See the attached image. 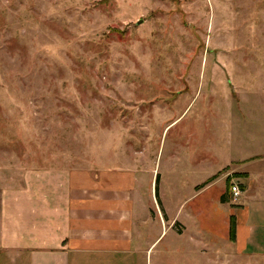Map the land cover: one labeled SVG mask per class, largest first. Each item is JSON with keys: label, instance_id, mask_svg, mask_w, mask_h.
I'll use <instances>...</instances> for the list:
<instances>
[{"label": "rangeland", "instance_id": "374dc122", "mask_svg": "<svg viewBox=\"0 0 264 264\" xmlns=\"http://www.w3.org/2000/svg\"><path fill=\"white\" fill-rule=\"evenodd\" d=\"M142 160L187 228L159 263L264 264L227 238L264 223V0H0V222L27 171Z\"/></svg>", "mask_w": 264, "mask_h": 264}, {"label": "crops", "instance_id": "0c3cea01", "mask_svg": "<svg viewBox=\"0 0 264 264\" xmlns=\"http://www.w3.org/2000/svg\"><path fill=\"white\" fill-rule=\"evenodd\" d=\"M127 164L25 172L21 186L9 189L3 203L0 264H161L158 257L169 251H158L164 238L181 237L187 228L176 216H168L161 198L153 194L156 165L151 168L145 160ZM225 169L210 181L226 178L227 192L233 185L228 186V177L237 172ZM241 177L247 179L248 173ZM240 188L237 198L246 190L244 184ZM229 194L233 196L230 188ZM231 207L241 209L229 216L236 222L232 256H264V223L253 221L242 203ZM196 239L190 237L192 252L205 255L208 246ZM214 255L223 260L222 250Z\"/></svg>", "mask_w": 264, "mask_h": 264}, {"label": "trees", "instance_id": "16d2710c", "mask_svg": "<svg viewBox=\"0 0 264 264\" xmlns=\"http://www.w3.org/2000/svg\"><path fill=\"white\" fill-rule=\"evenodd\" d=\"M213 178H215V177H213ZM225 195H223L221 197V202L222 203L226 202V196ZM235 234H236V222H235L234 217L231 216L230 220H229V238H230V240H234L235 239Z\"/></svg>", "mask_w": 264, "mask_h": 264}, {"label": "built area", "instance_id": "2783aa9c", "mask_svg": "<svg viewBox=\"0 0 264 264\" xmlns=\"http://www.w3.org/2000/svg\"><path fill=\"white\" fill-rule=\"evenodd\" d=\"M230 191H231V193L233 194L234 197L239 195V189H238V187L236 185H232L230 187Z\"/></svg>", "mask_w": 264, "mask_h": 264}]
</instances>
